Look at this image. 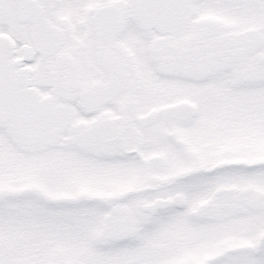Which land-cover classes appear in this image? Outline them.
Wrapping results in <instances>:
<instances>
[{"label":"snow or ice","instance_id":"snow-or-ice-1","mask_svg":"<svg viewBox=\"0 0 264 264\" xmlns=\"http://www.w3.org/2000/svg\"><path fill=\"white\" fill-rule=\"evenodd\" d=\"M0 264H264V0H0Z\"/></svg>","mask_w":264,"mask_h":264}]
</instances>
